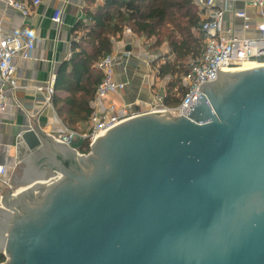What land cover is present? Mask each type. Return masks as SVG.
Here are the masks:
<instances>
[{
    "label": "water",
    "instance_id": "obj_1",
    "mask_svg": "<svg viewBox=\"0 0 264 264\" xmlns=\"http://www.w3.org/2000/svg\"><path fill=\"white\" fill-rule=\"evenodd\" d=\"M199 91L189 115H137L87 154L30 117L1 264H264V64Z\"/></svg>",
    "mask_w": 264,
    "mask_h": 264
},
{
    "label": "crops",
    "instance_id": "obj_2",
    "mask_svg": "<svg viewBox=\"0 0 264 264\" xmlns=\"http://www.w3.org/2000/svg\"><path fill=\"white\" fill-rule=\"evenodd\" d=\"M22 1L30 5L33 2ZM104 1L96 0V5H103ZM222 1L218 0L219 3ZM85 8L86 0H41L39 6H32L31 15L25 20L19 12L6 9L0 4V19L4 21L5 31L22 35L25 42L34 43L36 47L33 59L17 60L19 89L13 97H9L7 111L0 113V165L11 168L8 174L10 178L19 164L17 139L21 133L32 127L30 117L36 118L37 125L56 139L65 133L67 127L58 117L55 108L44 104L43 95L37 92V88L48 86L57 76L61 64L70 59L72 30L77 22L88 20ZM59 9L63 12L61 25L53 22V17ZM238 11L248 13L249 29H244V20L235 17L234 14ZM261 21L258 9L251 0H234L225 13L224 28L233 36L256 38L261 34L258 29ZM113 43V55L118 63L116 79L124 83L126 88L121 93L109 97L105 104L129 106L131 110H138L140 113L149 112L155 102L156 93L165 97L167 82L164 81L169 78L162 80L158 76V66L164 63V60L161 62L159 57L152 56L142 39L132 31L127 33L125 29L123 36L114 39ZM127 54L130 55L129 58ZM64 96L66 94H63ZM88 125L90 126V122L86 126H79L77 135L85 136ZM79 144L73 143L75 148H78ZM6 190L8 191L0 181V198Z\"/></svg>",
    "mask_w": 264,
    "mask_h": 264
},
{
    "label": "trees",
    "instance_id": "obj_3",
    "mask_svg": "<svg viewBox=\"0 0 264 264\" xmlns=\"http://www.w3.org/2000/svg\"><path fill=\"white\" fill-rule=\"evenodd\" d=\"M87 21H79L72 30L71 57L61 64L56 80L53 107L63 124L79 133L93 114L96 92L103 73L96 67L103 58L113 54L114 39L125 29L152 42L148 50L154 54L166 49L158 60V76L169 78L163 104L176 108L184 99L187 88L183 78L191 60L205 49L203 14L193 0H86ZM63 94L66 96L63 97ZM90 126L85 134H88ZM81 154L90 151L88 140L78 146ZM6 260L0 253V264Z\"/></svg>",
    "mask_w": 264,
    "mask_h": 264
},
{
    "label": "built area",
    "instance_id": "obj_4",
    "mask_svg": "<svg viewBox=\"0 0 264 264\" xmlns=\"http://www.w3.org/2000/svg\"><path fill=\"white\" fill-rule=\"evenodd\" d=\"M233 1L223 0L219 3L218 0H193L203 13L204 52L189 63V71L183 78L187 93L182 103L176 108L166 107L163 104L164 97L156 93L154 95L156 103L154 102L149 112L169 111L174 116H187L201 96L199 91L201 86L218 78V68L219 71L230 72L240 70L248 63L264 64V0H251L262 19L258 27L261 34L256 38H240L231 35L230 31L226 32L224 28L225 13ZM0 4L6 9L19 12L27 20L32 13V6H39L41 0H33L32 5L26 4L22 0H0ZM234 15L236 18L244 20L245 30L249 29L250 18L246 11H238ZM62 16V10H57L53 22L61 25L63 23ZM126 32L131 33V30L126 29ZM35 48V44L25 42L22 35L6 32L4 21L0 19V79L2 81V85H0V113L7 111L9 97H13L19 89L17 60L33 59ZM127 56L130 57L129 54ZM117 64V58L112 54L103 58L96 65L103 73V80L97 89L93 103L94 111L90 118L89 133L79 136L65 128V133L58 138L59 141L73 144L76 140H88L91 145L98 137L115 126L143 114L138 110H131L129 106L119 107L113 103L105 104L109 97L121 93L126 88L124 83L116 79ZM55 80L56 77L51 80L48 86L37 88V92L43 95L44 104L52 108ZM10 169L7 165H0V181L8 190L13 188L8 175Z\"/></svg>",
    "mask_w": 264,
    "mask_h": 264
},
{
    "label": "rangeland",
    "instance_id": "obj_5",
    "mask_svg": "<svg viewBox=\"0 0 264 264\" xmlns=\"http://www.w3.org/2000/svg\"><path fill=\"white\" fill-rule=\"evenodd\" d=\"M141 39H142V38H141ZM142 42L145 43V46L147 47V51H149V50H148V45H150V43H152V42H147V40H144V39H142ZM165 50H166V49H162L161 51H159V53H156V54H154V53H152V52H150V51H149V52H150V54H151L152 56H154V57L156 58V57H160V56H162V55L164 54ZM164 82H167V83H168L169 80H165ZM75 143H76V144H77V143L79 144V143H81V141L76 140ZM6 191H7V190H6Z\"/></svg>",
    "mask_w": 264,
    "mask_h": 264
},
{
    "label": "bare ground",
    "instance_id": "obj_6",
    "mask_svg": "<svg viewBox=\"0 0 264 264\" xmlns=\"http://www.w3.org/2000/svg\"><path fill=\"white\" fill-rule=\"evenodd\" d=\"M257 66H259L257 63H248L243 68H241L240 70L250 69V68L257 67Z\"/></svg>",
    "mask_w": 264,
    "mask_h": 264
}]
</instances>
